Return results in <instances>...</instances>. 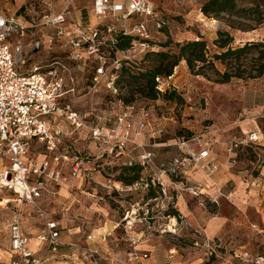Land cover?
Masks as SVG:
<instances>
[{"label":"rangeland","instance_id":"1","mask_svg":"<svg viewBox=\"0 0 264 264\" xmlns=\"http://www.w3.org/2000/svg\"><path fill=\"white\" fill-rule=\"evenodd\" d=\"M152 1L167 24L159 30L149 22L147 46L135 47L122 59L119 95L101 92L93 97L88 94L90 69L79 70L60 50L48 55L58 58L74 72L76 93L69 94L68 101L86 115L87 121H91L89 111L93 102L99 112L112 111V115L122 114L123 104L133 105L130 123L134 128L143 113H148L153 129L162 132L154 137L146 132L121 147L117 140H112L111 149L91 140L87 128L76 130L68 123H61L56 152H49L45 142L35 141L30 147L29 158L38 165L49 162L52 169L61 172L62 185L50 183L51 190L57 193L45 198L41 206L48 220L60 223L64 241L57 252L47 247L38 248L35 255L43 264H134L129 261V253L133 250L131 239L138 238V250L149 255L145 264L168 260L170 264H264V242L260 236L264 234V223L257 219L253 207L242 214L229 200L219 204L205 198L198 200L189 192L194 184L187 176L178 174L168 178L163 174L177 157V145L181 140L196 138L209 142L210 150L219 157L224 154L228 141L235 138L243 144L236 150L232 172L264 186V73L259 78H234L229 83H217L214 78L192 74L186 62L181 61L171 77L166 78L164 91H160L156 99L138 92L142 83L138 75L154 66L156 53H177L178 44L192 40L206 41L211 55L220 53L214 45L220 31L233 36V47L264 43V21L258 24L253 16L240 13L241 10L234 15L207 17L201 8L209 0ZM252 1L247 0L239 6L250 8ZM34 3V0H0V8L13 15L25 14L33 7L39 18L45 7L42 3ZM54 5L55 1L49 13L61 12L66 4ZM87 6V3H75L72 11L81 19L86 12L82 8ZM229 22L252 30L231 29ZM40 55L46 57L47 52ZM35 61L40 62V59L28 58L23 71L30 69ZM254 64L257 68L258 63ZM216 66L224 70L221 63ZM130 75L137 77L130 78ZM113 123L112 119V126ZM255 132L259 134V141L251 143L249 136ZM140 145L153 154L151 162L144 163ZM57 156L67 159L60 158L57 162L54 160ZM77 163L79 171L74 174L73 167ZM136 163L142 166L140 177L150 184L149 188L127 189L130 185L124 182L136 175V171L130 169ZM7 166L8 158L0 157V171ZM15 199L13 193L0 189V264H10L11 225L20 209L22 229L34 248L38 246L37 238L46 231L45 219L33 212L32 206L20 207ZM218 211L230 216L236 215V211L242 217L247 214L251 221L245 217L243 225L230 226L227 238L214 240L213 249H210L204 243L202 220ZM113 221L118 222L115 229ZM107 223H112V227L108 225L102 230ZM79 226L81 231L77 232ZM90 234L97 240L89 245L86 240ZM100 235L106 236L102 242L98 239ZM89 246L95 247L98 254L89 253Z\"/></svg>","mask_w":264,"mask_h":264},{"label":"built area","instance_id":"2","mask_svg":"<svg viewBox=\"0 0 264 264\" xmlns=\"http://www.w3.org/2000/svg\"><path fill=\"white\" fill-rule=\"evenodd\" d=\"M54 1L55 5L65 2L61 12L49 13ZM34 2L35 5L42 3L45 7L39 18H36L33 7L25 14L13 15L6 14L0 8V157L6 156L9 160V166L0 171V189L13 193L20 207L32 206L33 212L45 219L46 231L37 240L51 252H57L62 246L60 228L58 222L48 220L41 201L57 193L51 190L50 183L62 185L61 172L52 169L49 162L38 165L31 160L28 153L32 144L35 141L45 142L49 152H56L62 133L61 123H68L76 130L87 128L97 144L106 145L111 149L112 140H117L121 147L132 141L133 137H142L146 132H151L154 137L162 130L153 129L148 113H143L141 121L134 128L130 123L134 107L125 104L122 114L112 115V111L108 114L99 112L93 102L89 111L91 121H87L86 115L68 101V95L76 93L74 72L58 58L48 55L60 50L59 52L67 54L79 70L90 69L88 94L93 97L101 92L119 95L118 81L122 59L135 47L147 46L150 37L149 22L159 30L167 23L152 0ZM75 3L88 4L82 8L87 12L85 18H78L75 11H72ZM118 33L135 36L139 42L128 50H120L116 38ZM26 37L23 42L21 39ZM43 51L47 52L46 57H41ZM28 58L40 59V62L35 61L30 69L23 71ZM165 81L166 79L156 78L157 88L161 92L164 91ZM248 141H259V134H251ZM242 144L235 138L228 141L227 154L231 164L235 163L236 150ZM140 146L144 163L151 162L153 154L145 150L144 145ZM177 146L178 155L172 166L163 171L168 178L169 175L178 174L186 177L191 165L197 167L209 179L220 170L221 166L217 163H203L210 156L209 142L193 138L181 140ZM195 146L199 147L198 152ZM60 158L67 159L57 156L54 160L58 162ZM78 171L77 163L73 172L76 174ZM259 184L258 181L252 183ZM161 185L164 187L163 183ZM149 186V183L140 179L126 187L132 190L146 189ZM189 192L198 195L199 189L192 186ZM232 196L233 193L229 192L226 198L230 200ZM6 202H9V199ZM21 212L22 209L11 225L10 264H43L31 249L30 238L22 229ZM252 226L257 228L256 225ZM102 239L105 240L106 236ZM88 240L93 241L94 237L89 235ZM139 243L138 238L131 239L133 250L129 253V261L145 264L149 255L138 250ZM204 243L206 247L213 249L215 242L205 237ZM87 251L98 254L95 249L88 248ZM155 264H170V261Z\"/></svg>","mask_w":264,"mask_h":264},{"label":"trees","instance_id":"3","mask_svg":"<svg viewBox=\"0 0 264 264\" xmlns=\"http://www.w3.org/2000/svg\"><path fill=\"white\" fill-rule=\"evenodd\" d=\"M244 2H247V0H209L203 4L201 11L209 17L221 14L234 15L241 10L240 13L253 16L258 24L262 23L264 21V0H253L250 2L252 7L242 9L239 4ZM83 16L85 18L86 14L84 13ZM228 26L231 29L252 30V28L244 29L241 25H235L232 22H229ZM116 38L120 50L131 48L139 42L137 37L123 35L122 33H118ZM233 42L234 38L229 32L220 31L214 41V45L221 50L220 53L211 55L204 40H192L178 44V51L174 54L169 51L156 53L157 58L154 66L138 75L142 82L138 92L149 99H156L160 94L156 78L166 79L171 77L173 70L181 61L186 62L192 74L214 78L217 83H229L234 78L254 79L261 77L264 73V43H245L241 47H233ZM218 62L223 65V71L217 68L216 63ZM255 62L258 63L257 68L253 67L256 65ZM251 70H255L256 73H252ZM136 77V75H130V78ZM132 167L130 169L136 171V175L125 181L126 185H133L141 179L142 166L136 163Z\"/></svg>","mask_w":264,"mask_h":264},{"label":"crops","instance_id":"4","mask_svg":"<svg viewBox=\"0 0 264 264\" xmlns=\"http://www.w3.org/2000/svg\"><path fill=\"white\" fill-rule=\"evenodd\" d=\"M91 139V137H90ZM93 140V139H91ZM94 141V140H93ZM94 143V142H91ZM196 149V147H195ZM198 152V150L196 149ZM204 164L209 163H217L221 166L220 170L215 173L212 178H206L197 167L191 165L189 166V173L187 175L188 181L192 182L195 187L199 189L198 195H192L193 198L199 199H209L219 204L222 200H229L226 198V195L229 192L233 193L232 198L229 200L231 205L237 209L240 213L247 210L250 206L256 210L257 219H260L261 223H264V186L252 185L253 181H246L242 179L240 176L232 172L233 164L229 162V157L227 154V148L224 149V154L219 157H215L213 152L210 150V156L208 159L203 161ZM262 176H264V171L262 172ZM220 191V192H219ZM222 193V195H221ZM45 198L41 201L44 202ZM236 211V215L230 216L224 214L222 211H218L217 214H213L211 216L205 217L202 220V232L203 235L211 240H223L228 236V229L230 226L243 225L245 223V217L249 219V216L245 214V217H242L239 212ZM245 213V212H244ZM110 220H108L109 223ZM251 221V220H250ZM58 222V221H57ZM112 222V221H111ZM106 224V227L101 228L105 230L108 228L109 224ZM113 229L116 228L118 222L113 221ZM59 228L60 223L58 222ZM112 227V223L109 225ZM81 231V227L77 228V232ZM94 237L93 234H90ZM89 236V235H88ZM87 236L86 242L90 245V243L94 241H89ZM100 235L99 242H102ZM262 237L261 240L264 242V234L260 233ZM96 242V237H94ZM103 240V239H102ZM62 244L64 243L63 238L61 236ZM90 242V243H89ZM30 247L33 251L35 249H43L46 248V245L40 244L38 242V246L34 248L31 244ZM88 248L94 249L95 247L89 246ZM87 248V249H88ZM158 263L156 261L153 264Z\"/></svg>","mask_w":264,"mask_h":264}]
</instances>
